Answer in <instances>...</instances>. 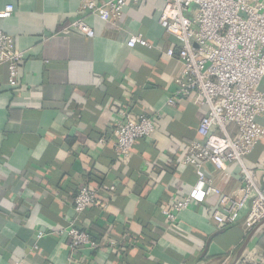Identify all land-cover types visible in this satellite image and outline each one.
Masks as SVG:
<instances>
[{"label": "crops", "instance_id": "obj_1", "mask_svg": "<svg viewBox=\"0 0 264 264\" xmlns=\"http://www.w3.org/2000/svg\"><path fill=\"white\" fill-rule=\"evenodd\" d=\"M82 0H0V29L24 52L17 84L0 66V264H256L264 259V220L251 229L240 220L218 229L217 199L193 203L171 225L163 209L197 179L183 158L207 114L189 98L176 106L183 66L180 41L160 24L165 0H126L122 15L105 22L80 10ZM84 18L90 37L70 27ZM142 35L152 45H128ZM173 49V55L167 54ZM264 90V79L261 83ZM264 100V99H263ZM153 117L152 136L135 142L128 159L115 156L111 129L122 110ZM264 127V117H258ZM233 137L235 126H230ZM105 137L106 142L99 140ZM264 191V135L245 157ZM234 193L240 167L211 174ZM100 204L74 209L82 185ZM114 187V190L111 189ZM71 221L115 246L81 249L70 259Z\"/></svg>", "mask_w": 264, "mask_h": 264}, {"label": "built area", "instance_id": "obj_2", "mask_svg": "<svg viewBox=\"0 0 264 264\" xmlns=\"http://www.w3.org/2000/svg\"><path fill=\"white\" fill-rule=\"evenodd\" d=\"M125 4L126 0H82L80 10L114 22L121 17ZM13 11V5H6L0 10V19L10 17ZM159 21L180 41L183 66L168 104L176 106L192 98L194 104L208 107L198 127L203 141L190 143L183 158L185 165L194 168L197 179L186 195L163 212L175 225L179 213L193 203H210L215 198L211 219L218 229L236 224L247 207L244 224L251 229L264 220V191L256 182L255 171L245 163V157L264 135V127L257 120L264 117V0H165ZM70 27L90 37L95 34L84 18H77ZM128 45L152 46L142 35L131 37ZM167 54L173 55V49ZM23 57L14 38L0 29V66H8L11 85L17 84ZM115 121L111 133L117 159H128L135 142L155 131L149 115L136 116L124 109ZM231 125L237 129L235 137L230 133ZM99 142L104 144L106 138ZM232 163L240 167L239 186L234 193H227L211 174L224 171ZM99 204L95 189L86 184L78 189L76 213ZM57 231L70 238V259L83 248L96 250L117 244L110 236L94 239L74 221ZM256 264H264V259Z\"/></svg>", "mask_w": 264, "mask_h": 264}]
</instances>
